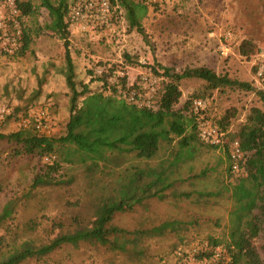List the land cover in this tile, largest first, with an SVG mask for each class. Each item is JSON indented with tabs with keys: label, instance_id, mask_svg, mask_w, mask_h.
Segmentation results:
<instances>
[{
	"label": "rangeland",
	"instance_id": "obj_1",
	"mask_svg": "<svg viewBox=\"0 0 264 264\" xmlns=\"http://www.w3.org/2000/svg\"><path fill=\"white\" fill-rule=\"evenodd\" d=\"M28 1L35 10L21 17V22L32 39L29 49L22 55H0V133L28 129L57 136L65 132L71 93L61 77L65 68L64 40L44 28L35 34V28L49 21L48 11L40 0ZM75 1L66 3L72 7ZM146 2L149 10L141 21L145 38L128 30L124 11L117 6L112 8L109 27L70 25L67 40L78 89L85 81L90 90H102L104 80H98L100 77L115 84L118 96L139 89L148 95L150 86L141 82L142 76H153L157 91L165 80L151 66L159 72L160 67H168L180 73L186 67L206 65L231 79L247 81L253 88L222 86L207 90L203 80L186 77L179 80L181 97L174 107L180 109L186 101L201 98L202 113L216 123L225 113L234 112L226 127L229 141L251 107L262 109L257 93L262 85L253 78L252 64L264 53V0ZM228 31L230 37H225ZM243 40L253 46L254 52L248 57L238 50ZM222 44L226 54H221ZM104 91L111 92L110 88ZM152 101L156 103V95ZM175 141L173 145L162 143L157 156L149 161L151 166L160 159L172 165L170 176L177 179L173 186L164 191L162 198L148 196L131 210L115 213L110 221L124 230L118 236L123 250L80 241L19 264H175L178 247L210 245V237L224 241L232 200L223 184L235 181L225 148L205 144L195 135L193 153L177 155ZM15 147L14 142L0 138V214L8 202L12 206L10 216L0 222V237L5 240L0 251H5L13 239H28L40 245L59 234L91 226L96 209L113 195L120 180L127 178L134 162L132 154H126L111 166L99 163L93 171L79 163H62L52 172L59 179L57 184L35 186L33 179L45 175L49 158L14 154ZM258 157L255 150L249 151L247 159L254 164L250 175L264 168L260 164L263 159ZM164 222L172 225L155 229ZM253 243L264 262V225ZM218 247L227 260L222 243Z\"/></svg>",
	"mask_w": 264,
	"mask_h": 264
},
{
	"label": "trees",
	"instance_id": "obj_2",
	"mask_svg": "<svg viewBox=\"0 0 264 264\" xmlns=\"http://www.w3.org/2000/svg\"><path fill=\"white\" fill-rule=\"evenodd\" d=\"M110 2L114 8L117 6L124 11L128 30H135L145 38L141 21L148 12L146 0H110ZM40 4L48 11L49 21L43 27L35 28V34H39L44 28L58 34L64 40L63 75L66 86L71 92L65 132L51 136L47 133L40 134L28 129H19L6 135L0 133V138H6L16 144L14 154L49 158L45 175H38L33 179L35 186L57 184L59 179L53 177L52 172H56L62 163H79L85 169L93 171L97 169L99 163L111 166L115 159L126 154H132L134 162L128 168L127 178L120 180L118 187L113 190V195L96 209L91 226L59 234L51 241L40 245H33L28 239L22 241L13 239L7 243L5 251H0V264H19L27 258L43 257L62 245L75 246L80 241L95 242L123 250L124 246L119 242L118 236L124 234V230L110 223L114 214L131 210L136 203H141L148 196L162 198L164 191L171 188L177 180L171 178L172 170L169 171V166L172 165H165L166 160L160 159L156 166H151L149 161L157 156L162 143L173 145L175 139L174 146L178 148L176 154L184 153L190 156L193 153L192 140L195 135L199 139L197 114L190 110L192 99L186 101L183 108L174 107L181 97L179 80L186 77L203 80L207 90L222 86L246 90L253 88L247 81L231 79L206 65H199L186 67L180 73L173 72L168 67H160L162 71L159 72L151 66L155 74L165 78L161 90L156 94V108L126 101L116 94L115 84L108 83L106 78H98L104 80L102 90H90L85 81H81V88L78 89L75 80L76 71L67 40L71 7L66 0L57 2L40 0ZM17 5L20 19L34 13L35 9L28 0H18ZM31 41L28 28L22 27L21 22L19 44L12 52H3L0 55H22L29 49ZM238 50L246 57L254 52L249 40L241 41ZM124 83L123 81L122 86ZM107 88H110V93H105L104 90ZM257 93L262 101V109L251 107L245 122L233 138L221 146L211 145L225 148L229 159L228 168L235 181L223 184V188L229 192L232 200V206L228 211L227 238L224 241L209 238L212 248L222 243L224 257L226 255L228 259L224 260L221 257L218 261L208 264H264L253 243V239L264 225V168H260L256 175H250L254 164L247 159L249 151L255 150L259 154L258 159H263L260 164L264 166V86ZM232 114L234 112L225 113L218 123L214 121L225 133ZM235 139L238 140L243 151V157L238 161V171H232V159L229 155V142ZM141 162L145 163L144 166H140ZM11 209V202H8L0 214V222L10 216ZM171 225L170 222H164L155 229L160 231ZM4 242L3 237H0V246ZM210 254L206 253V256Z\"/></svg>",
	"mask_w": 264,
	"mask_h": 264
},
{
	"label": "built area",
	"instance_id": "obj_3",
	"mask_svg": "<svg viewBox=\"0 0 264 264\" xmlns=\"http://www.w3.org/2000/svg\"><path fill=\"white\" fill-rule=\"evenodd\" d=\"M17 3L18 0H0V54L12 52L19 44L21 19ZM112 7L110 0H76L69 12L70 25L80 27L85 24L93 27L95 25L109 27ZM226 36L230 37L229 31L225 34ZM3 39L6 40V43H2ZM219 48L221 54H226L225 45L222 44ZM252 68L254 80L264 86V53L255 58ZM141 82L148 83L150 86L148 95H143L139 89L138 91H123L121 97L130 103L156 108L157 104L152 101V98L157 94L156 79L153 76H142ZM203 108V99L194 98L191 101L190 110L197 114L198 137L207 144L221 146L227 141L226 133L202 113ZM229 153L232 159V171H238V161L243 157L238 140L229 142ZM206 252L211 253L210 256L207 257ZM202 254L204 256H201ZM221 257V248L218 246L212 248L208 243L202 247L192 246L188 249L178 247L175 251V264H208Z\"/></svg>",
	"mask_w": 264,
	"mask_h": 264
},
{
	"label": "crops",
	"instance_id": "obj_4",
	"mask_svg": "<svg viewBox=\"0 0 264 264\" xmlns=\"http://www.w3.org/2000/svg\"><path fill=\"white\" fill-rule=\"evenodd\" d=\"M148 10H149V7H148ZM148 13V12H147ZM192 67V66H191ZM62 79H64V77L61 75Z\"/></svg>",
	"mask_w": 264,
	"mask_h": 264
}]
</instances>
